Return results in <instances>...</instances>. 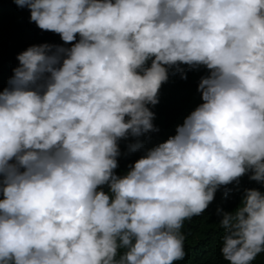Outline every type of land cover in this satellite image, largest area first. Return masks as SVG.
Masks as SVG:
<instances>
[{"label":"clouds","instance_id":"obj_1","mask_svg":"<svg viewBox=\"0 0 264 264\" xmlns=\"http://www.w3.org/2000/svg\"><path fill=\"white\" fill-rule=\"evenodd\" d=\"M13 2L72 46L29 47L0 92V264H175L219 188L264 185V0ZM181 65L203 103L116 175ZM214 220L228 264L264 252L261 191Z\"/></svg>","mask_w":264,"mask_h":264},{"label":"trees","instance_id":"obj_2","mask_svg":"<svg viewBox=\"0 0 264 264\" xmlns=\"http://www.w3.org/2000/svg\"><path fill=\"white\" fill-rule=\"evenodd\" d=\"M30 15L27 8H19L13 0H0V92L9 87L8 81L14 74L13 70L19 67L17 56L29 47L43 44L65 48L72 46L65 44L59 34L39 29L30 21ZM150 63L151 61L148 62L149 66ZM180 67L185 70L187 79H182L179 73L173 75L175 69H170L169 80L159 91V103L155 107L149 105L155 114L153 124L159 131L140 137L143 147L135 152H130L128 148V145L136 142L135 138L129 136L128 139L118 142L121 155L118 157L116 175H126L147 150L174 136L177 126L182 125L184 120L203 103L202 94L189 82L192 75V72L188 74L189 67L187 65ZM250 175L251 173L241 177L238 183L219 188L214 201L207 208L210 211L206 215L201 218V215L194 216L184 222L181 231L186 237L184 242L186 256L175 264H228L221 254V237L224 234L220 224L215 222L214 214L219 208L226 212L235 211L241 206L247 189H257L264 193V185L251 180ZM103 190L109 191L106 186ZM252 264H264V252L258 254Z\"/></svg>","mask_w":264,"mask_h":264},{"label":"bare ground","instance_id":"obj_3","mask_svg":"<svg viewBox=\"0 0 264 264\" xmlns=\"http://www.w3.org/2000/svg\"><path fill=\"white\" fill-rule=\"evenodd\" d=\"M222 231H223V234H224L225 230L223 228H222Z\"/></svg>","mask_w":264,"mask_h":264}]
</instances>
